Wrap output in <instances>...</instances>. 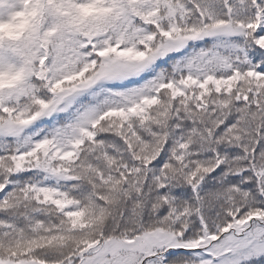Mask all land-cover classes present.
I'll use <instances>...</instances> for the list:
<instances>
[{
	"label": "snow or ice",
	"instance_id": "6c2138e0",
	"mask_svg": "<svg viewBox=\"0 0 264 264\" xmlns=\"http://www.w3.org/2000/svg\"><path fill=\"white\" fill-rule=\"evenodd\" d=\"M0 264H264V0H0Z\"/></svg>",
	"mask_w": 264,
	"mask_h": 264
}]
</instances>
